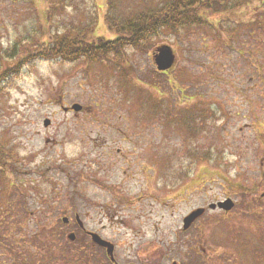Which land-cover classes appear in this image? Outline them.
<instances>
[{
  "label": "rangeland",
  "instance_id": "obj_1",
  "mask_svg": "<svg viewBox=\"0 0 264 264\" xmlns=\"http://www.w3.org/2000/svg\"><path fill=\"white\" fill-rule=\"evenodd\" d=\"M137 1L118 0L117 8L132 9ZM51 2L0 0V144L16 153L18 169L0 179L1 259L11 260L6 252L17 238L37 237L56 213L69 214L71 194L79 208L95 199L98 147L111 148L118 159L96 178L118 181V167L127 160L124 150L141 146L148 152L147 168L151 149L159 150V204L149 176L139 186L132 177L123 195L114 197L119 255H153L152 226L159 221V253L185 258L195 248L201 253L193 256L198 264H209V255L212 264L217 255L237 264L238 252L243 264H264V198L250 194L264 191V0L203 15L200 24L155 40L148 52L127 50L119 66L35 55L64 28H86V41L114 38L104 23L107 0L55 7ZM159 46L174 54L165 74L153 63ZM157 100L159 115L151 111ZM74 103L81 109L73 110ZM196 105L205 107L207 119L197 121L198 132L189 135L176 123L174 110L182 116L180 111ZM44 119L49 126H43ZM142 186L138 205L146 226L143 245L136 248L138 242L126 233V214L138 206L130 200ZM226 195L237 205L221 218L206 205ZM203 205L206 214L195 234L204 239L190 244L188 234L179 232L182 218ZM215 229L226 241L237 240L222 245L210 237Z\"/></svg>",
  "mask_w": 264,
  "mask_h": 264
},
{
  "label": "flooded vegetation",
  "instance_id": "obj_2",
  "mask_svg": "<svg viewBox=\"0 0 264 264\" xmlns=\"http://www.w3.org/2000/svg\"><path fill=\"white\" fill-rule=\"evenodd\" d=\"M128 143L131 144L130 141ZM115 152L117 155L122 153L119 148H117ZM123 153H125L127 160L121 164L122 166L120 165L118 167V172H121V178L118 181L106 179L99 181L98 178H96L97 173L106 174L111 166L116 163L118 156L114 158L112 149L109 147H98L93 162L97 171L96 176H93V183L98 190L96 191L95 199L92 200L90 204L83 203L79 208L74 204V197H72L73 195L71 194V205L68 208L70 211L69 214L62 212L60 214L56 213L51 222L45 221L42 225L44 230L39 229L37 237L32 236L31 239H26L23 242L20 241L22 238H17L14 242L15 246L12 247L10 251L6 252L11 260L7 261L0 257V264H195L196 261L193 256L201 255V253L198 254L195 248L192 253L186 254L185 258H178L177 253L173 255L165 252L159 253V221L152 226V229H155L154 232L157 239V250L153 255L138 253L137 251H135L134 254L125 252L123 255H119V248L115 240L116 236L113 227L116 218V211L112 206L114 197L123 195L120 194V192L132 177L137 181V186L140 185L141 181L154 180V187L157 192L155 201L159 204L158 148L154 150L151 149L150 157L152 156L153 161L151 160L152 165L148 168L144 166L148 161V152L144 147H130L128 150L125 149ZM121 158L125 159V157ZM148 176L151 178L147 180ZM181 176L184 178L187 177V175L183 174ZM142 191L143 186L138 190L139 193L135 194L134 200H130V204L138 205V202H140L143 197L141 195ZM252 191L253 190L250 191L252 197L259 199L264 198V191L258 195ZM109 198H111V200ZM228 199L232 202V206L229 209H224L217 205L215 207L210 206V204H217L218 202ZM139 205L136 206L132 212L126 214L128 226L126 233L130 234L132 241L135 240L138 242L136 248L143 245L141 244L144 235L142 228L144 229L146 226V222L143 221L145 217L143 214L144 211ZM236 205L237 201L234 200L232 196L226 195L224 198L209 203L206 206L210 210L219 211L217 213L223 218L226 217ZM53 210L54 207H50V211ZM196 210H200L199 214L188 224L184 221V218L187 216L182 218V227L179 230V232L182 231L188 234L189 238H187V240H189L188 242L190 244L197 239H204L196 237L195 224L200 222V218L206 214V207L205 205L199 206L191 212ZM216 230L217 229L212 233L213 236L210 234V237L222 245H227L229 242L232 243L233 239L235 241L237 240L234 236L231 240L226 241L227 237H225V235L222 236V233H217ZM233 233L235 232L233 231ZM191 249L190 246L189 250ZM219 256L220 255H217L215 259L216 264H231V262L235 260L232 259L233 257L222 258ZM235 256H237V264H243L242 261L239 262L240 257L238 256V252ZM207 259L208 257L206 260ZM212 260L214 259H211L209 255V264H212Z\"/></svg>",
  "mask_w": 264,
  "mask_h": 264
},
{
  "label": "trees",
  "instance_id": "obj_3",
  "mask_svg": "<svg viewBox=\"0 0 264 264\" xmlns=\"http://www.w3.org/2000/svg\"><path fill=\"white\" fill-rule=\"evenodd\" d=\"M69 1L71 0H52L51 4L55 7L58 4L67 5ZM230 1L233 3L231 4ZM246 3L247 0H159L156 2L141 0L137 1L132 9L121 10L117 8L118 0H107L104 23L114 38L98 37L92 41H86L85 36L88 34L86 28L79 25V27L64 28L59 34L50 35L45 44L38 46L35 55L49 59L84 60L93 66L99 63L119 66L129 49L148 52L155 40L167 34L177 35L183 29L200 24L199 20L203 15L234 10ZM96 19L95 16L91 17L93 24ZM166 71L161 73L165 74ZM158 101H153L152 106L148 103L152 107L151 111H154L156 115L160 112L156 105ZM163 109L166 114L170 113V108ZM174 111L180 118H177L176 123L179 122L189 135L198 132L197 121L207 119L205 107L201 105H196L194 109L180 111L182 116L177 109ZM6 151H9L12 156H8ZM14 156L16 153L13 150L0 144V179L4 180L8 177V173L13 174L15 170H18Z\"/></svg>",
  "mask_w": 264,
  "mask_h": 264
},
{
  "label": "water",
  "instance_id": "obj_4",
  "mask_svg": "<svg viewBox=\"0 0 264 264\" xmlns=\"http://www.w3.org/2000/svg\"><path fill=\"white\" fill-rule=\"evenodd\" d=\"M15 1V0H12ZM174 62V54L172 50L167 46H159L156 48V51L153 53V63L158 71H166L168 70ZM71 108L75 111L81 109L79 104H72ZM50 123L49 119L43 120V126L46 127ZM222 207L224 209H229L232 206V202L228 199L225 201L218 202L217 204H210L211 207L215 206ZM200 210H196L191 212L187 217L184 218L186 224H188L191 220L194 219L199 214Z\"/></svg>",
  "mask_w": 264,
  "mask_h": 264
}]
</instances>
